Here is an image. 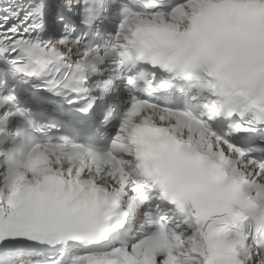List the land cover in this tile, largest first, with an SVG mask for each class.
<instances>
[{"label": "snow or ice", "instance_id": "snow-or-ice-1", "mask_svg": "<svg viewBox=\"0 0 264 264\" xmlns=\"http://www.w3.org/2000/svg\"><path fill=\"white\" fill-rule=\"evenodd\" d=\"M0 264H264V0H0Z\"/></svg>", "mask_w": 264, "mask_h": 264}]
</instances>
